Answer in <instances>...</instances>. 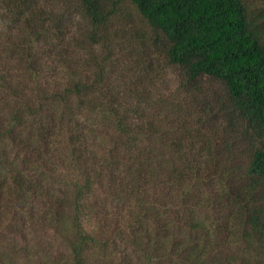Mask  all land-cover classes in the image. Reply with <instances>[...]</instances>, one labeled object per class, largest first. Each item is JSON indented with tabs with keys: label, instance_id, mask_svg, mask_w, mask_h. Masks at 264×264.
<instances>
[{
	"label": "trees",
	"instance_id": "trees-1",
	"mask_svg": "<svg viewBox=\"0 0 264 264\" xmlns=\"http://www.w3.org/2000/svg\"><path fill=\"white\" fill-rule=\"evenodd\" d=\"M257 1L0 0V264H264Z\"/></svg>",
	"mask_w": 264,
	"mask_h": 264
},
{
	"label": "rangeland",
	"instance_id": "rangeland-1",
	"mask_svg": "<svg viewBox=\"0 0 264 264\" xmlns=\"http://www.w3.org/2000/svg\"><path fill=\"white\" fill-rule=\"evenodd\" d=\"M262 4H263V2L261 0H258L255 3V5L257 7H260ZM73 10L76 11L75 8ZM125 17L126 18L129 17V19H131L133 17V14L127 12ZM69 19H73L72 21H74V22H79V20H78L79 16H76V15L72 16ZM132 23L137 27L138 31L142 29L141 24L135 18L132 19ZM118 25L121 26L122 25L121 22ZM160 64H162V62H160ZM159 78L162 80V84H163L162 86H170V87H172L175 84V72L172 69H170V68L162 67ZM157 84H158V82H157Z\"/></svg>",
	"mask_w": 264,
	"mask_h": 264
}]
</instances>
